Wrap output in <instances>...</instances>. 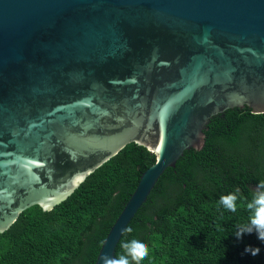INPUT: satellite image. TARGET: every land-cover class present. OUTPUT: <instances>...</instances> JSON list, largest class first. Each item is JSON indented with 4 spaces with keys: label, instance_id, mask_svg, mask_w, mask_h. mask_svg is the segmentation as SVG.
<instances>
[{
    "label": "water",
    "instance_id": "95a60500",
    "mask_svg": "<svg viewBox=\"0 0 264 264\" xmlns=\"http://www.w3.org/2000/svg\"><path fill=\"white\" fill-rule=\"evenodd\" d=\"M264 113V0H0V233L127 144L155 155L106 234L228 109Z\"/></svg>",
    "mask_w": 264,
    "mask_h": 264
},
{
    "label": "trees",
    "instance_id": "16d2710c",
    "mask_svg": "<svg viewBox=\"0 0 264 264\" xmlns=\"http://www.w3.org/2000/svg\"><path fill=\"white\" fill-rule=\"evenodd\" d=\"M155 155L136 143L90 173L51 210L35 205L0 233V264H94L111 225ZM264 180V113L244 107L212 117L200 149H189L161 174L122 234L149 248L141 264H264L255 232L236 238L248 222L246 207ZM238 193L237 211L219 204ZM246 247L259 248L256 256Z\"/></svg>",
    "mask_w": 264,
    "mask_h": 264
},
{
    "label": "clouds",
    "instance_id": "9594fccd",
    "mask_svg": "<svg viewBox=\"0 0 264 264\" xmlns=\"http://www.w3.org/2000/svg\"><path fill=\"white\" fill-rule=\"evenodd\" d=\"M238 193H229L222 195L219 199V204L230 212L237 211ZM247 210L249 212L248 222L237 226L236 238L240 239L243 234L256 233L257 238L264 242V180L260 181L256 189L252 192L250 199L246 203ZM131 226L125 227L123 233L128 235L132 233ZM120 248L121 254L109 257L107 254L102 256L101 264H141V261L146 259L149 255L148 246L138 240H121ZM246 253H250L252 256H256L259 252V248L246 247Z\"/></svg>",
    "mask_w": 264,
    "mask_h": 264
}]
</instances>
